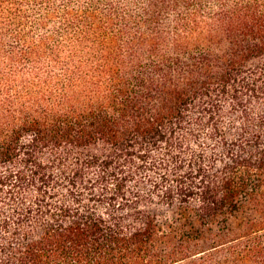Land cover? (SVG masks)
I'll return each mask as SVG.
<instances>
[{
  "label": "trees",
  "instance_id": "1",
  "mask_svg": "<svg viewBox=\"0 0 264 264\" xmlns=\"http://www.w3.org/2000/svg\"><path fill=\"white\" fill-rule=\"evenodd\" d=\"M0 264H264V0H0Z\"/></svg>",
  "mask_w": 264,
  "mask_h": 264
},
{
  "label": "rangeland",
  "instance_id": "2",
  "mask_svg": "<svg viewBox=\"0 0 264 264\" xmlns=\"http://www.w3.org/2000/svg\"><path fill=\"white\" fill-rule=\"evenodd\" d=\"M153 210L157 214L159 226L164 232L179 230L183 224L191 227V218L187 214H181L175 207L156 204ZM235 222L232 220V224Z\"/></svg>",
  "mask_w": 264,
  "mask_h": 264
}]
</instances>
